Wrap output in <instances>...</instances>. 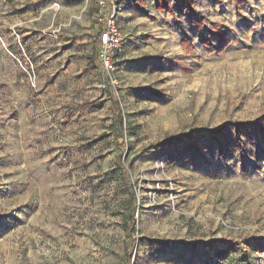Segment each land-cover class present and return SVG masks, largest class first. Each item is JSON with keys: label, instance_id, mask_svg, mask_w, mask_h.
Returning <instances> with one entry per match:
<instances>
[{"label": "rangeland", "instance_id": "rangeland-1", "mask_svg": "<svg viewBox=\"0 0 264 264\" xmlns=\"http://www.w3.org/2000/svg\"><path fill=\"white\" fill-rule=\"evenodd\" d=\"M155 1L107 73L96 0H0V264H255L264 0Z\"/></svg>", "mask_w": 264, "mask_h": 264}, {"label": "built area", "instance_id": "built-area-1", "mask_svg": "<svg viewBox=\"0 0 264 264\" xmlns=\"http://www.w3.org/2000/svg\"><path fill=\"white\" fill-rule=\"evenodd\" d=\"M101 12L106 13L104 27L99 33L98 57L105 72L114 70L113 54L122 45V33L117 24L119 0H96ZM0 48L7 50L4 39L0 35ZM255 264H264V247L254 252Z\"/></svg>", "mask_w": 264, "mask_h": 264}, {"label": "trees", "instance_id": "trees-1", "mask_svg": "<svg viewBox=\"0 0 264 264\" xmlns=\"http://www.w3.org/2000/svg\"><path fill=\"white\" fill-rule=\"evenodd\" d=\"M179 1H183V4L185 5V7L191 9L193 1H191V0H179ZM155 3H156L157 9H159V10H164V11H167V12H171L172 11V5L167 0H156ZM100 32H101V29H99L98 35H99ZM98 35H97V39H96V42H95L96 44L94 46L95 53L97 55H98L97 48H98V45H99V37H98ZM215 37L217 39V45L212 44V42H210L208 39L203 40V43H205L208 53H223L232 43L231 36L228 33H226V32H222L220 30H217V32L215 34ZM89 59L91 60L93 58L90 57ZM95 67H96L95 65L94 66L89 65V69L90 70L95 68ZM243 127H246V128H248V127L262 128V125L259 122L245 123ZM168 141H170V139L167 140L166 142H163V143H167ZM163 145L164 144H159V145L156 146V148L162 147ZM149 150L150 149L144 150L143 154L147 153Z\"/></svg>", "mask_w": 264, "mask_h": 264}]
</instances>
